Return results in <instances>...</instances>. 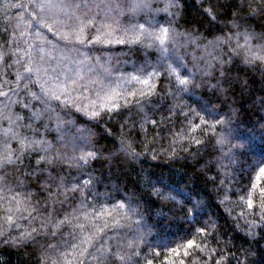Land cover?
Here are the masks:
<instances>
[{"label":"trees","instance_id":"trees-1","mask_svg":"<svg viewBox=\"0 0 264 264\" xmlns=\"http://www.w3.org/2000/svg\"><path fill=\"white\" fill-rule=\"evenodd\" d=\"M262 170L264 0H0V264H264Z\"/></svg>","mask_w":264,"mask_h":264},{"label":"snow or ice","instance_id":"snow-or-ice-1","mask_svg":"<svg viewBox=\"0 0 264 264\" xmlns=\"http://www.w3.org/2000/svg\"><path fill=\"white\" fill-rule=\"evenodd\" d=\"M167 30H163V36L162 37H157V39L161 40V42H163V39L167 38ZM28 71L30 72L31 69H28ZM177 80H178V83L180 85H184V86H187L189 81L187 79H180L179 77H177ZM145 83H147V81H145ZM121 147L125 150V151H128L130 149V145H124L122 144ZM94 157V154L93 153H88L87 154V158H93ZM86 157H81L80 159L86 164L88 162V159ZM264 171V170H262ZM174 199V197H173ZM251 202L249 203V207H251Z\"/></svg>","mask_w":264,"mask_h":264},{"label":"rangeland","instance_id":"rangeland-1","mask_svg":"<svg viewBox=\"0 0 264 264\" xmlns=\"http://www.w3.org/2000/svg\"><path fill=\"white\" fill-rule=\"evenodd\" d=\"M106 32H108V31L106 30ZM109 33H110V30H109ZM71 147H72V150H71V151H73L71 155L75 154V152H76L77 150H78V151L80 150L79 147H77V146H75V145H71Z\"/></svg>","mask_w":264,"mask_h":264}]
</instances>
